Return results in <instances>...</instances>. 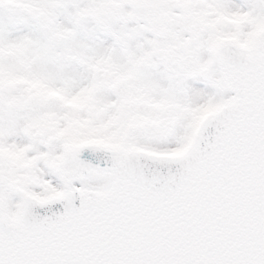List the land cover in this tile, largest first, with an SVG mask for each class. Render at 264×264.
Masks as SVG:
<instances>
[{
  "label": "snow or ice",
  "instance_id": "snow-or-ice-1",
  "mask_svg": "<svg viewBox=\"0 0 264 264\" xmlns=\"http://www.w3.org/2000/svg\"><path fill=\"white\" fill-rule=\"evenodd\" d=\"M0 264H264V0H0Z\"/></svg>",
  "mask_w": 264,
  "mask_h": 264
}]
</instances>
